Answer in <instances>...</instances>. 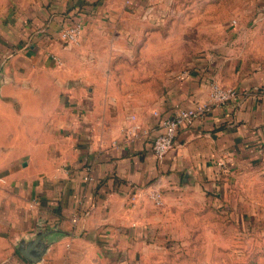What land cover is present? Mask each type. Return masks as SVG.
Segmentation results:
<instances>
[{
  "label": "crops",
  "instance_id": "crops-1",
  "mask_svg": "<svg viewBox=\"0 0 264 264\" xmlns=\"http://www.w3.org/2000/svg\"><path fill=\"white\" fill-rule=\"evenodd\" d=\"M171 1L0 0V264H30L19 242L55 226L36 264H119L187 192L215 205L264 170V68L229 45L151 73L146 87L113 86L117 45L138 46ZM74 23L79 40L66 45L58 34ZM212 81L237 99L179 129L156 157L160 120L207 101Z\"/></svg>",
  "mask_w": 264,
  "mask_h": 264
},
{
  "label": "rangeland",
  "instance_id": "rangeland-1",
  "mask_svg": "<svg viewBox=\"0 0 264 264\" xmlns=\"http://www.w3.org/2000/svg\"><path fill=\"white\" fill-rule=\"evenodd\" d=\"M170 6L157 27L141 28L138 46L117 45L106 62L115 88L146 87L151 73L178 70L185 58L228 45L237 59L264 68V0H172ZM220 198L211 205L206 195L187 192L119 264H264V170H253Z\"/></svg>",
  "mask_w": 264,
  "mask_h": 264
},
{
  "label": "built area",
  "instance_id": "built-area-1",
  "mask_svg": "<svg viewBox=\"0 0 264 264\" xmlns=\"http://www.w3.org/2000/svg\"><path fill=\"white\" fill-rule=\"evenodd\" d=\"M81 34V25L79 23H74L66 28H63L58 37L61 42L66 45H72L78 42ZM186 71H182L179 76L184 75ZM239 95L236 89H228L222 87L215 81L209 84V97L208 100L202 103H196L190 108H177L170 115L163 117L160 120L158 126V133L153 140L151 150L153 154L161 158L165 153H167L174 144V139L176 133L182 127L190 126L195 119L204 116L210 111L213 105H225L231 101H235ZM157 112H154V116H157ZM137 129V127H135ZM219 165L222 166V163ZM85 175L83 180L89 181L90 178L88 173L90 172V167L86 166L84 168ZM153 200L157 205H160V197L158 194L153 195ZM72 223H76V219H72Z\"/></svg>",
  "mask_w": 264,
  "mask_h": 264
},
{
  "label": "water",
  "instance_id": "water-1",
  "mask_svg": "<svg viewBox=\"0 0 264 264\" xmlns=\"http://www.w3.org/2000/svg\"><path fill=\"white\" fill-rule=\"evenodd\" d=\"M56 234H60L56 226L47 231L38 229L32 238L19 242V253L30 264L38 263L47 249L49 238Z\"/></svg>",
  "mask_w": 264,
  "mask_h": 264
}]
</instances>
